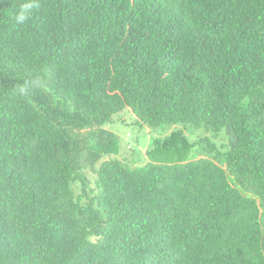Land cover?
<instances>
[{
    "label": "trees",
    "instance_id": "16d2710c",
    "mask_svg": "<svg viewBox=\"0 0 264 264\" xmlns=\"http://www.w3.org/2000/svg\"><path fill=\"white\" fill-rule=\"evenodd\" d=\"M0 264H264V0H0Z\"/></svg>",
    "mask_w": 264,
    "mask_h": 264
},
{
    "label": "rangeland",
    "instance_id": "374dc122",
    "mask_svg": "<svg viewBox=\"0 0 264 264\" xmlns=\"http://www.w3.org/2000/svg\"><path fill=\"white\" fill-rule=\"evenodd\" d=\"M121 115L123 116L122 117L124 119L123 121H119L117 120V118H115L114 122L104 124L103 128L108 131L113 132L116 135L117 144L118 146L121 147L119 149V155H120L119 157L125 158L126 160L129 159L128 161L130 162L135 158V155L138 156L139 158V156L143 154V151L147 149L146 147H148V145L151 144L152 139L157 137L159 134H161V131L163 132L165 130H169L170 132L176 128V126L165 128V129H162V128L151 129L147 127L139 128L138 126L132 124L131 122L132 117H131L130 112L125 111L121 113ZM186 126H190V125H185V127ZM180 127H183V126H180ZM191 133L192 135H194L193 136L194 138L190 137V139H194V141L196 142L195 145L200 144L201 143L200 140L205 135L211 136L209 135V133H205V134L197 133L196 129L194 132L191 131ZM222 141H225V140H222ZM212 142L214 143V141ZM128 145H130L131 148H129ZM133 163L141 164L142 161L137 160ZM93 174L94 173H91L90 171L86 173L88 183L92 182ZM90 186H92V184H90Z\"/></svg>",
    "mask_w": 264,
    "mask_h": 264
},
{
    "label": "clouds",
    "instance_id": "9594fccd",
    "mask_svg": "<svg viewBox=\"0 0 264 264\" xmlns=\"http://www.w3.org/2000/svg\"><path fill=\"white\" fill-rule=\"evenodd\" d=\"M129 135V134H128Z\"/></svg>",
    "mask_w": 264,
    "mask_h": 264
}]
</instances>
